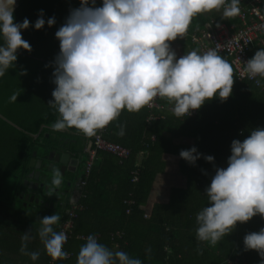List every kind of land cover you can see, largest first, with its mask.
<instances>
[{
  "label": "trees",
  "instance_id": "obj_1",
  "mask_svg": "<svg viewBox=\"0 0 264 264\" xmlns=\"http://www.w3.org/2000/svg\"><path fill=\"white\" fill-rule=\"evenodd\" d=\"M101 5L102 0H96L95 6ZM79 7L80 0H21L13 13L14 23L25 18L30 22L21 34L31 51L18 49L14 66L0 77V264H50L51 257L38 235L41 219L58 214L60 221L53 228L59 232L71 206L50 210L44 203H26L23 197L32 172L28 166L32 153L43 158L58 146L81 163L85 186L77 202L81 208L73 220L72 235L63 246L71 256L56 264H76L78 252L86 243L78 235H95L109 250L124 251L142 264L260 263L258 252L245 250L243 243L246 234L264 228L260 215L237 222L215 246L197 239L196 216L210 206L206 189L215 170L227 167L232 141H243L251 130L264 129V92L234 76L232 94L224 101L218 96L205 101L192 118L149 110L147 106L138 112L122 110L118 119L110 122L105 138L127 148L130 155L119 160L97 152L85 178L84 165L87 150L93 149L88 145L93 136L74 127L66 129L71 134L54 131L52 124L60 116L49 104L56 87L53 62L59 53L55 33L70 11ZM41 11L45 25L37 30L34 24ZM51 17H55V23L49 27L47 20ZM259 49L264 47L253 43L248 58ZM221 56L229 62L225 54ZM261 83L264 86L262 78ZM13 95H17L16 101L11 100ZM158 103L171 104L165 98H158ZM150 114L158 118L147 122ZM120 126H124L122 136L118 134ZM192 147L202 154L195 165L179 156L181 150ZM140 154L143 158L138 161ZM208 155L214 157L213 162L203 158ZM167 157L174 159L176 177L166 199L152 201L154 183L159 175L166 174L171 160ZM45 195L49 197L48 192ZM47 197L44 202L49 201ZM28 231L31 239L27 251L40 253L36 261L20 251L21 237Z\"/></svg>",
  "mask_w": 264,
  "mask_h": 264
},
{
  "label": "clouds",
  "instance_id": "obj_2",
  "mask_svg": "<svg viewBox=\"0 0 264 264\" xmlns=\"http://www.w3.org/2000/svg\"><path fill=\"white\" fill-rule=\"evenodd\" d=\"M16 0H0V77L14 66L17 50L31 51L22 30L30 26L25 18L14 23ZM80 0V7L70 11L65 23L56 31L59 53L52 73L56 85L49 102L60 116L52 129L74 127L91 137L122 110L138 112L151 107L156 98L174 105L176 116L190 115L207 100H226L232 94L234 69L215 49L197 50L177 58L170 42L187 35L192 19L203 13L224 9V16L239 13V0ZM55 17L47 20L51 27ZM45 25L41 11L34 28ZM244 74L261 86L264 79V49L246 62ZM17 95L11 97L16 101ZM119 135H124L120 126ZM195 147L179 152L180 158L195 165L201 158ZM213 162L211 155L203 157ZM59 169H53L48 195L62 184ZM210 206L196 216L197 239L215 246L228 235L237 222L264 218V129L251 130L243 139L233 140L226 168H217L206 189ZM58 214L41 219L38 235L46 253L53 260L66 259L63 250L67 235L54 231ZM29 231L21 237L22 254L36 261L40 253L27 251ZM245 250H255L264 264V228L245 235ZM76 264H142L126 252L109 250L89 235L81 246Z\"/></svg>",
  "mask_w": 264,
  "mask_h": 264
},
{
  "label": "built area",
  "instance_id": "obj_3",
  "mask_svg": "<svg viewBox=\"0 0 264 264\" xmlns=\"http://www.w3.org/2000/svg\"><path fill=\"white\" fill-rule=\"evenodd\" d=\"M239 13L230 17H236L240 23V26L235 29L234 32H230L225 27L204 29L198 33L189 35L190 41L196 46V50L199 53H204L208 49H215L221 56L225 54L230 64L234 69V76L237 80H245L252 83L255 87L260 88L264 92V86H257L255 80L250 79L247 74H244L246 62L249 60L248 53L253 43H257L259 46L264 47V0H239ZM260 79V77H256ZM159 98V97H158ZM158 98L154 101L151 107H147L149 110L158 109L162 112L168 111L172 114L174 105H162L158 103ZM196 114V110H191L190 115L182 116L186 118H192ZM158 118L157 115L150 114L147 118V122ZM110 123L103 129L98 130L92 138L90 146L93 149H88V159L84 165L85 178L90 173L93 162L96 159L97 152L109 153L119 160H124L130 155V151L112 141L105 138ZM136 176V173H134ZM136 181V177L133 178ZM81 186H85V180H81ZM81 208L77 203L71 205L67 211V218L60 224V231H63L67 235V241L72 235L73 220L76 218V212ZM89 236V235H87ZM87 236L78 235V239L86 240ZM66 241V243H67ZM65 243V244H66ZM64 244V245H65ZM71 256L68 253L69 258ZM58 260L50 259V264H56ZM230 264H237L236 262ZM260 264V263H258Z\"/></svg>",
  "mask_w": 264,
  "mask_h": 264
},
{
  "label": "crops",
  "instance_id": "obj_4",
  "mask_svg": "<svg viewBox=\"0 0 264 264\" xmlns=\"http://www.w3.org/2000/svg\"><path fill=\"white\" fill-rule=\"evenodd\" d=\"M224 9L221 8L220 10H213L207 13L199 14L195 16L192 21L191 25L188 29L187 35H185L183 38L178 37L176 40L170 42V48L173 50L176 54V57L179 58L183 56L184 54H187L191 52L192 50H196V46L193 45L190 41L189 35L193 33H198L204 29L209 28H218V27H225L230 32H234L237 28V24L235 23V20H238L237 18L230 17V16H224ZM204 23L203 27H200V24L202 22ZM239 22V21H238ZM237 22V23H238ZM164 113L170 114L168 111H164ZM61 132L71 134L67 132L66 130H62ZM90 145V144H88ZM143 158V156L140 154L138 157V161H140ZM171 159L167 157V160ZM166 168V174L165 175H159L156 179V182L154 183L151 200H162L164 201L166 199L167 190L168 187L172 181L173 178L176 177L174 175L176 173V170H174V159H171L169 163L167 164ZM73 193V190L71 191ZM80 198L79 196H73L70 200V204L73 205L78 202Z\"/></svg>",
  "mask_w": 264,
  "mask_h": 264
},
{
  "label": "flooded vegetation",
  "instance_id": "obj_5",
  "mask_svg": "<svg viewBox=\"0 0 264 264\" xmlns=\"http://www.w3.org/2000/svg\"><path fill=\"white\" fill-rule=\"evenodd\" d=\"M57 149V148H55ZM53 151V150H51ZM49 153V152H48ZM48 153L44 156L45 159L43 160V165H42V168L40 169V175H39V184L42 183L44 186L47 185L49 188L52 187V179H53V176L52 177H45L46 176V169H47V166L49 165H53V169H59L60 170V166L57 165V164H53L52 161H48L46 158V156L48 155ZM39 158H42V157H39ZM72 162H74V160H77L73 157L72 155ZM36 172V171H35ZM62 174V184L60 185V187L56 188L54 190V193L52 196H49L47 197L49 199L48 202H44V196H38V191H44V188L43 187H38L37 189H34L33 187L31 189H28V184L29 182H34L33 181V177L35 174H32L31 175V172L29 173L28 175V181L25 182L26 184V187H27V191L25 192V195L28 194L29 196V199L28 200H25V195L23 197L24 201L27 203H33L35 199H38V203H35V204H45L47 203V206L48 208H50V210H55L58 206L60 208H65L66 205H70V200L72 198V195L73 196H79L82 189H83V186H81V180H82V174H83V171H82V166H81V163L78 161V165L76 167H73L71 165H68L64 171V173H61ZM45 180V181H44ZM49 184V185H48ZM33 185V183H32ZM48 188V190H49ZM48 190H45L48 192ZM73 190V193H71V191ZM33 198L34 200L33 201H30V198ZM67 211V210H66Z\"/></svg>",
  "mask_w": 264,
  "mask_h": 264
},
{
  "label": "water",
  "instance_id": "obj_6",
  "mask_svg": "<svg viewBox=\"0 0 264 264\" xmlns=\"http://www.w3.org/2000/svg\"><path fill=\"white\" fill-rule=\"evenodd\" d=\"M21 0H16V3H15V8L14 10L19 6V3H20ZM47 160L48 161H52L53 164H57L60 166V172L61 173H64L66 167L68 165H71L73 167H76L78 165V160H74V162H72V154L69 153L68 151L64 150L63 148L61 147H57V149H54L53 151H50L48 153V155L46 156ZM45 159V157L43 158H37L36 157V152H33L32 153V157L29 161V168L32 169V172H31V175L32 174H35L34 177H33V181L34 182H29L28 184V189H31L32 187L34 189H37L38 187H43L44 190H48V186L47 185H43L42 183L39 184L38 180H39V175H40V169L42 168V165H43V160ZM53 165H49L47 166V171L52 169ZM36 171V172H35ZM33 183V185H32ZM25 200H28L29 199V196L28 194L25 195ZM34 199L31 197L30 198V201H33ZM38 199H35L34 202L35 203H38ZM45 206H47V203H45Z\"/></svg>",
  "mask_w": 264,
  "mask_h": 264
},
{
  "label": "rangeland",
  "instance_id": "obj_7",
  "mask_svg": "<svg viewBox=\"0 0 264 264\" xmlns=\"http://www.w3.org/2000/svg\"><path fill=\"white\" fill-rule=\"evenodd\" d=\"M53 176V168L50 169V170H46V176L45 177H52ZM45 181V180H44ZM49 185V184H48ZM47 192L44 190L43 192L42 191H38V196H44V197H47V195H45Z\"/></svg>",
  "mask_w": 264,
  "mask_h": 264
}]
</instances>
